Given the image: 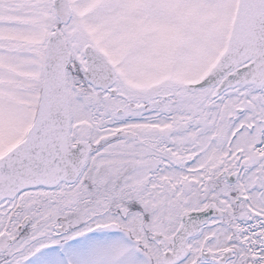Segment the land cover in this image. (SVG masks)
Wrapping results in <instances>:
<instances>
[{
  "label": "snow or ice",
  "instance_id": "obj_1",
  "mask_svg": "<svg viewBox=\"0 0 264 264\" xmlns=\"http://www.w3.org/2000/svg\"><path fill=\"white\" fill-rule=\"evenodd\" d=\"M0 264H264V0H0Z\"/></svg>",
  "mask_w": 264,
  "mask_h": 264
}]
</instances>
